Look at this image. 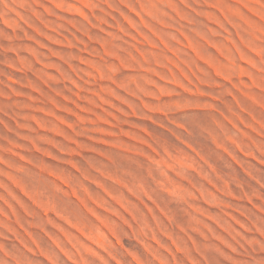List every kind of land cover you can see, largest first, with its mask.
<instances>
[{"label":"rangeland","instance_id":"rangeland-1","mask_svg":"<svg viewBox=\"0 0 264 264\" xmlns=\"http://www.w3.org/2000/svg\"><path fill=\"white\" fill-rule=\"evenodd\" d=\"M0 264H264V0H0Z\"/></svg>","mask_w":264,"mask_h":264}]
</instances>
